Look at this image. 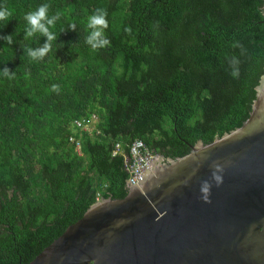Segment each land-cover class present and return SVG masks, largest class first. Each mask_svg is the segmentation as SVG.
<instances>
[{
    "label": "trees",
    "instance_id": "obj_1",
    "mask_svg": "<svg viewBox=\"0 0 264 264\" xmlns=\"http://www.w3.org/2000/svg\"><path fill=\"white\" fill-rule=\"evenodd\" d=\"M0 264H29L102 200L129 192L114 146L140 140L164 161L248 119L264 74L262 0H0ZM49 5L51 51L24 19ZM107 12L110 46L89 17ZM75 24V30L71 25ZM131 28V32L125 29ZM238 61L233 64L232 61ZM7 67L11 78L3 74ZM238 71L237 76L233 72ZM58 85V91L52 86ZM80 133L74 121H89ZM74 138L82 156L75 152Z\"/></svg>",
    "mask_w": 264,
    "mask_h": 264
},
{
    "label": "water",
    "instance_id": "obj_2",
    "mask_svg": "<svg viewBox=\"0 0 264 264\" xmlns=\"http://www.w3.org/2000/svg\"><path fill=\"white\" fill-rule=\"evenodd\" d=\"M255 90L240 128L152 166L140 189L90 207L29 264H264V74Z\"/></svg>",
    "mask_w": 264,
    "mask_h": 264
},
{
    "label": "clouds",
    "instance_id": "obj_3",
    "mask_svg": "<svg viewBox=\"0 0 264 264\" xmlns=\"http://www.w3.org/2000/svg\"><path fill=\"white\" fill-rule=\"evenodd\" d=\"M48 9L49 5L44 4L39 6L36 11L27 13L24 17V19L27 21V24L29 25L25 31V39L32 37L36 33L47 37V42L42 47L36 49H26L27 55L34 60H42L51 51L52 41L56 39L54 33L50 31V26L55 25V22L59 19L60 14L57 13L50 19L48 17ZM10 15L11 13L6 5L0 4V20H6ZM106 17L107 12L103 9H97L96 13L89 17L88 27L92 31L87 36L86 43L89 44L94 50L110 46V40L104 35L105 30L109 26ZM75 28V24L71 25L72 30H75ZM125 31L131 32V28H127ZM0 39L7 41L8 45L13 43L12 35L0 37ZM232 63L237 64L238 61L233 60ZM11 73L12 71L9 68L5 67L3 69V74L9 78H11ZM232 74L233 76H237L238 71H234ZM58 89V85L52 86L53 91H58ZM214 167L219 170V165H215ZM212 178L216 181L217 186H219L221 177L217 175L216 171L213 172ZM210 188L211 185L209 181L206 180L202 182L201 192L203 193V198L206 201L208 200Z\"/></svg>",
    "mask_w": 264,
    "mask_h": 264
},
{
    "label": "built area",
    "instance_id": "obj_4",
    "mask_svg": "<svg viewBox=\"0 0 264 264\" xmlns=\"http://www.w3.org/2000/svg\"><path fill=\"white\" fill-rule=\"evenodd\" d=\"M88 123V121H74L75 129L80 133H90L87 132L83 127ZM70 142L75 144V152L78 156H82L80 141H75L74 138L69 139ZM127 151L121 143L114 146L112 151V156L121 155L123 156V169L127 174L126 186L127 188H138L140 183L143 181L145 176L151 170L157 155L153 151L149 150L142 141L134 140L129 145L126 146ZM160 157V156H159ZM163 160V159H162ZM97 201L100 198L99 195L96 196Z\"/></svg>",
    "mask_w": 264,
    "mask_h": 264
},
{
    "label": "rangeland",
    "instance_id": "obj_5",
    "mask_svg": "<svg viewBox=\"0 0 264 264\" xmlns=\"http://www.w3.org/2000/svg\"><path fill=\"white\" fill-rule=\"evenodd\" d=\"M97 123H98L97 117L95 115H92L90 117L88 123L83 127V129H85L87 132H92L95 130ZM80 145H81V143H80ZM159 156H157L156 160L154 161L153 167H156V166L158 167L160 165H163V160H162L163 158H162V156H160V157ZM137 189H140V188H137ZM96 199H97V197L95 198V202L93 205H91V207L94 206L95 204L102 202V198H99L98 201Z\"/></svg>",
    "mask_w": 264,
    "mask_h": 264
}]
</instances>
